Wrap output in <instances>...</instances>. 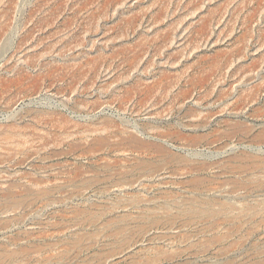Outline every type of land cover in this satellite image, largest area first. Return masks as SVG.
<instances>
[{"label": "rangeland", "instance_id": "1", "mask_svg": "<svg viewBox=\"0 0 264 264\" xmlns=\"http://www.w3.org/2000/svg\"><path fill=\"white\" fill-rule=\"evenodd\" d=\"M0 264H264V0H0Z\"/></svg>", "mask_w": 264, "mask_h": 264}]
</instances>
